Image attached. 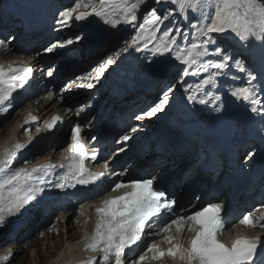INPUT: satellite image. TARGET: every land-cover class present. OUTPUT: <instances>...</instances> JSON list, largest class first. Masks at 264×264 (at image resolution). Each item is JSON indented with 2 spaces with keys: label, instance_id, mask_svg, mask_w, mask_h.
Here are the masks:
<instances>
[{
  "label": "snow or ice",
  "instance_id": "obj_1",
  "mask_svg": "<svg viewBox=\"0 0 264 264\" xmlns=\"http://www.w3.org/2000/svg\"><path fill=\"white\" fill-rule=\"evenodd\" d=\"M147 2L148 0H75L73 6L60 11L59 23H67L72 19L86 21L95 17L113 28L123 24L135 30L132 41L127 42L126 47L116 51L114 56H107L98 67L83 77L65 84L60 89L61 99L64 94L71 93L73 87L93 89V81H99L123 53L130 49L140 52L142 49L139 45L142 42L145 49L149 43L154 42V55L168 57L183 68L176 82L162 92L159 101L146 112L135 116L137 121L151 119L164 112L170 103L169 93L180 85H185L184 91L188 93L186 99L189 103L215 104L221 97H213L209 89L218 87L220 78L227 76L233 62L241 73H247V81L246 86H236L228 94L238 101L249 103L252 113L264 115V100L257 98L252 87L253 82L259 79L258 74L249 71L235 55H229L219 45L218 36L214 35H231L246 50L258 48L259 51L254 54L264 61V0H154L157 6L169 4L173 7L163 14H159L158 7L147 9L142 22L137 23L138 11ZM189 11L196 16V23L190 25L192 32L185 34L179 28L161 29L160 26L169 21L174 13L183 16ZM75 40L79 41L81 37L76 36ZM73 42L69 39L64 44H52L44 51L52 53L55 48H63L65 44L71 45ZM4 45L5 41H0V49ZM52 74L51 71L48 72L49 76ZM189 74L201 78L194 85L187 84L185 78ZM32 75L31 67L26 64H9L7 68L0 64V117L6 118L14 107L15 94L25 88ZM261 90L264 91V88ZM193 93L201 95L197 98ZM206 96L212 99H206ZM51 98V94L46 97L48 100ZM90 106L91 102L82 106L77 116ZM215 111H221V108L217 107ZM35 122L36 117L30 114L24 121L25 124ZM61 123L62 118L53 114L36 131L49 133ZM90 124L91 122L89 126ZM136 131L138 127L131 128V133ZM83 132L81 124L72 125L70 154L65 158L68 163L59 165L60 171L56 173V179L47 178L50 171L56 172V166L51 164L30 170L12 171L19 150L27 145L15 144L11 149H0V231L8 227L12 218L38 208L46 192H63L80 186L90 190L93 196H98L104 195L110 188L112 193L121 194L107 196L99 206L90 205L94 208V226L90 233L85 234L82 250L97 255L89 256L78 264H144L148 259L159 261L165 257L170 258L172 264H264V240L260 236L237 232L227 242L224 241L229 225L235 227L225 205L212 202L199 208L191 205L178 211L177 200L157 188L154 177L130 181L119 179L126 172L110 171L107 161L103 165L104 171H91L86 163L96 161L98 153L88 150ZM132 138V135L125 134L116 143L123 145ZM91 140L95 142L97 137L93 136ZM247 156L251 158L254 153L249 151ZM261 209H264V204L260 209L243 214L238 224L247 228L264 229V210ZM78 215L86 216L84 204H80ZM57 220L63 222L61 217H57ZM84 223H88L87 218ZM157 227L159 232H156V236H162L167 247L162 249L158 243L151 242L143 254L129 261L128 254L135 255L139 245L143 243V237L154 232ZM54 229L55 226L51 225L48 231L53 232ZM186 233L190 235L185 242ZM7 259V256H0V261Z\"/></svg>",
  "mask_w": 264,
  "mask_h": 264
},
{
  "label": "rangeland",
  "instance_id": "obj_2",
  "mask_svg": "<svg viewBox=\"0 0 264 264\" xmlns=\"http://www.w3.org/2000/svg\"><path fill=\"white\" fill-rule=\"evenodd\" d=\"M151 6L148 8L150 9ZM103 77L101 78V80ZM99 83V82H98ZM97 83V84H98ZM104 97V94L99 96V99ZM147 102H150L151 104H154L156 100L147 98ZM108 108H114V101H112L111 98H109V102L107 104ZM105 108V107H104ZM103 108V109H104ZM7 130V129H6ZM2 138L0 137V144L2 142ZM38 218H36L31 224V226H28L24 229H21L14 237H10L5 234V229L3 231H0L1 238H5V242L0 244V256H7L8 259L6 261H0V264H5L7 261H10V264H16L14 257H13V247H19L17 248V251L20 252V249L23 248L26 252V248L30 246L34 242V240L37 238L38 235V225L44 224L45 220L47 219V212L46 211H39ZM15 219V218H14ZM68 226V225H67ZM61 240V241H60ZM64 240L63 235L59 233L52 234V241L50 243H46L43 245V243L33 244V247L28 251V257L31 260H35L32 264H45L48 263L50 258L46 257V254L51 253V257H55L56 255V242H62ZM74 241V240H73ZM6 247V248H3ZM47 247V250L45 249ZM16 249V248H14ZM35 254L34 257L32 255ZM30 260V261H31Z\"/></svg>",
  "mask_w": 264,
  "mask_h": 264
},
{
  "label": "bare ground",
  "instance_id": "obj_3",
  "mask_svg": "<svg viewBox=\"0 0 264 264\" xmlns=\"http://www.w3.org/2000/svg\"><path fill=\"white\" fill-rule=\"evenodd\" d=\"M62 6H63V5H62ZM164 28H165V27H164ZM5 36H6V35H5ZM221 38H223V36H218V40H221ZM37 44H39V43H37ZM153 44H154V43H153ZM153 44L150 45V48H151V49H153ZM22 53H23V52H22ZM109 55H111V54H109ZM109 55H108V56H109ZM106 57H107V56H106ZM106 57H105V58H106ZM105 58H104V59H105ZM99 64H100V62L97 63V65H93V66L89 69L88 72H90L93 68L98 67ZM92 74L94 75L95 73L93 72ZM183 90H184V88H183ZM85 98H86V96H78V98L76 99V101L81 102V101H83ZM135 106H136V104H130V103H128V102L126 101V102L124 103V105H123V108H122L120 114H119L117 117H115V115L112 114V118L114 119V125H113L111 131H109V132H107V131L104 132L103 137L101 138V141L106 140L107 137H110V136L113 135L114 133H117V132L119 131V128H117V127H119V126H121V125L132 124V123H133V116H134V114H133L131 111H132V109H133ZM121 107H122V106H121ZM121 107H120V108H121ZM78 117H79V116H77V115H70V114H68V115L65 116V118H66V122H69V123L76 122V120H77V123L81 124L82 126H84V122H85V123H88V122H87V118H84V117H82V118H78ZM10 118H11L10 115H7L6 118L0 117V137H2V136L5 134V131H6L8 125L10 124V121H11ZM119 119H120V122H119V123H116L117 120H119ZM7 120H8V121H7ZM94 125H95V124L93 123V124L90 125V127H93ZM62 131L65 132L64 130H62ZM103 131H104V130L102 129V130L100 131V133H103ZM65 133H66V132H65ZM106 135H107V136H106ZM62 141H63V139H61L59 143H61ZM37 147L40 148V149H42L44 146H43V144H39ZM60 148H61V146H60V144H59V145H58V148L55 150V152H56V151L58 152V150H60ZM75 228H76V224H74V223H71V224L67 227L68 231H67V234H65V235L67 236V238H70V239H72V240H75V239H77V238L79 239L80 236H78L77 231H76ZM78 228H79L80 230H82L80 226H78ZM4 242H5V238H1V234H0V244H1V243H4ZM69 244H70V243H69ZM65 246H67V244H64V245L62 246V251H63V252H66V251H64V250H65ZM3 248H6V247H3ZM14 248H16V249H14ZM17 248H19V247H13V249H11V250H13V257H14V259H15V260H13V261H15L16 264H32V263L35 261V260H31V259L28 257V251L32 248V246L27 247V248H26V252L24 251L23 248H21V249H20V252H18V251H17ZM73 248H75V244H74ZM76 253H77V252H76ZM30 260H31V261H30ZM10 263H11L10 261H7V262H6V264H10Z\"/></svg>",
  "mask_w": 264,
  "mask_h": 264
}]
</instances>
